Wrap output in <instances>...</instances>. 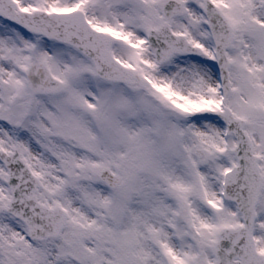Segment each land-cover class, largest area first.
Masks as SVG:
<instances>
[{
  "label": "snow or ice",
  "instance_id": "1",
  "mask_svg": "<svg viewBox=\"0 0 264 264\" xmlns=\"http://www.w3.org/2000/svg\"><path fill=\"white\" fill-rule=\"evenodd\" d=\"M0 264H264V0H0Z\"/></svg>",
  "mask_w": 264,
  "mask_h": 264
}]
</instances>
